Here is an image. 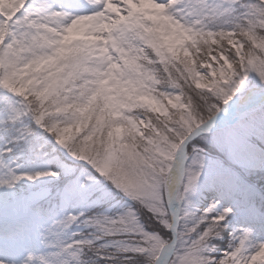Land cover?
<instances>
[{
    "label": "snow or ice",
    "instance_id": "snow-or-ice-1",
    "mask_svg": "<svg viewBox=\"0 0 264 264\" xmlns=\"http://www.w3.org/2000/svg\"><path fill=\"white\" fill-rule=\"evenodd\" d=\"M0 264H264V0H0Z\"/></svg>",
    "mask_w": 264,
    "mask_h": 264
}]
</instances>
